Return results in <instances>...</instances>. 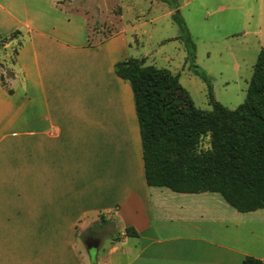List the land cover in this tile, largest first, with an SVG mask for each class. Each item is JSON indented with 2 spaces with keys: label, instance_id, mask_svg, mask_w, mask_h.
<instances>
[{
  "label": "crops",
  "instance_id": "1",
  "mask_svg": "<svg viewBox=\"0 0 264 264\" xmlns=\"http://www.w3.org/2000/svg\"><path fill=\"white\" fill-rule=\"evenodd\" d=\"M63 1L0 0L3 18L28 32L23 77L13 72V94L0 85V264H264V209L147 184L133 90L114 69L126 31L92 45L87 20ZM250 10L258 59L264 0ZM95 224L113 232L106 243Z\"/></svg>",
  "mask_w": 264,
  "mask_h": 264
},
{
  "label": "trees",
  "instance_id": "2",
  "mask_svg": "<svg viewBox=\"0 0 264 264\" xmlns=\"http://www.w3.org/2000/svg\"><path fill=\"white\" fill-rule=\"evenodd\" d=\"M173 17L183 32L180 39L185 42L192 70L209 83L212 109H198L178 76L148 66L144 59L115 64L116 75L133 90L147 184L177 193H220L240 213L262 210L264 49L254 66L245 102L229 109L216 101L211 78L195 65V44L180 12ZM0 85L5 87L1 81ZM137 235L133 229L126 231V236ZM243 264L263 263L248 257Z\"/></svg>",
  "mask_w": 264,
  "mask_h": 264
},
{
  "label": "rangeland",
  "instance_id": "3",
  "mask_svg": "<svg viewBox=\"0 0 264 264\" xmlns=\"http://www.w3.org/2000/svg\"><path fill=\"white\" fill-rule=\"evenodd\" d=\"M251 4L252 0H65L62 9L87 20L92 45L126 31L124 60L144 59L146 65L178 76L194 105L210 111L209 83L192 70L180 39L183 32L173 14L179 9L185 18L196 45L195 65L211 78L216 101L233 110L245 102L258 60L256 35L245 33L258 30L256 10V17L250 16ZM15 26L0 14V81L8 91L15 78L12 71L23 77L16 52L28 41L27 30ZM17 30L21 34L15 36ZM16 90L21 93L22 89ZM98 225H93L91 233L106 243L113 232ZM79 247L90 263L86 244L80 242Z\"/></svg>",
  "mask_w": 264,
  "mask_h": 264
},
{
  "label": "water",
  "instance_id": "4",
  "mask_svg": "<svg viewBox=\"0 0 264 264\" xmlns=\"http://www.w3.org/2000/svg\"><path fill=\"white\" fill-rule=\"evenodd\" d=\"M98 249V245L96 244L95 246H90L89 245V250H94L96 251Z\"/></svg>",
  "mask_w": 264,
  "mask_h": 264
},
{
  "label": "flooded vegetation",
  "instance_id": "5",
  "mask_svg": "<svg viewBox=\"0 0 264 264\" xmlns=\"http://www.w3.org/2000/svg\"><path fill=\"white\" fill-rule=\"evenodd\" d=\"M89 245H90V246H95V245H96V242H95V241H90V242H89Z\"/></svg>",
  "mask_w": 264,
  "mask_h": 264
}]
</instances>
